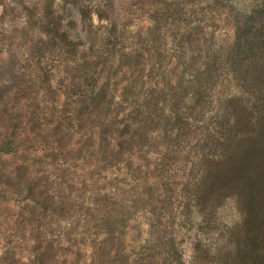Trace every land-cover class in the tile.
<instances>
[{
	"label": "trees",
	"instance_id": "16d2710c",
	"mask_svg": "<svg viewBox=\"0 0 264 264\" xmlns=\"http://www.w3.org/2000/svg\"><path fill=\"white\" fill-rule=\"evenodd\" d=\"M70 3L80 12L88 49L79 51L85 43L62 29V18L48 3L42 17L31 21L39 33L30 36L27 56L18 68L12 62L8 71L0 70L8 75L0 101L14 90L20 94L17 110L8 112L13 131L0 146V216L17 213L7 242L16 235L26 241L32 264H78L87 243L98 264H264V94L254 75L240 85L264 50L258 15L264 8L235 19L234 37L224 42L206 29L216 23L210 13L222 9L223 1L203 8L195 23L183 19L185 12L156 8L158 22L182 20L184 33L168 50L154 47L147 58L137 55L128 66L134 79L119 102L112 95L117 82L112 85L111 68L113 51L127 47L124 23L104 0L95 7ZM94 12L110 21L105 62L95 55ZM78 56L83 62L66 68L70 79L63 82L75 101L39 114L41 90L52 103L59 95L56 62ZM254 122L256 135L250 136ZM18 141L22 148L34 143L36 154L18 155L20 162L11 167L4 156L16 155ZM6 193L18 199V210L3 205ZM228 200L236 203L235 215L223 229L217 212ZM195 227L215 239L199 240L200 258L189 260L178 238ZM130 230L137 233L134 240L145 241L138 249H128ZM15 247L7 248L0 264H19Z\"/></svg>",
	"mask_w": 264,
	"mask_h": 264
},
{
	"label": "rangeland",
	"instance_id": "374dc122",
	"mask_svg": "<svg viewBox=\"0 0 264 264\" xmlns=\"http://www.w3.org/2000/svg\"><path fill=\"white\" fill-rule=\"evenodd\" d=\"M70 1L72 0H0V70L3 69L5 71H8L9 67H11L13 64L12 62H15L16 67L19 66L21 59H24L27 56V47L30 36L32 37V33L34 34V36L39 33L38 29L33 27V23L31 21H33L34 19L37 20L42 17L44 8L48 3H51L53 5L57 14L62 18V29L68 30L73 39L76 40L81 38L80 40L82 41V43H85L84 46L80 47L79 51H85L86 49H88V33L87 31L83 30V22L80 12L70 3ZM99 1L100 0H80V2L84 5H90L94 7L96 4L99 5ZM104 1L108 2L111 8H114L112 10H115L119 22L121 24L124 23V25L122 24V33L127 39L125 44L127 45L126 49L120 52L118 50L113 51L116 53V58L113 60L114 63H112V68L110 67L112 69L111 76H114L112 85L114 82H117V89L113 91L112 95L114 99L119 102L124 98L123 87L129 81H133L134 79V76L133 78L131 77L132 75L130 74V67L128 66L132 65L135 62V59L138 58L137 55L141 54L142 58H147L149 57L150 53H153L154 47L155 49L161 47V49L163 50L164 47H166V50H168L170 47H173V45L177 42V39H179L181 34L184 33V28L186 27L184 21L179 20V24H173V20L172 18H170L168 21L163 19L162 21L158 22L156 20L158 16L155 13V9H168L172 14L180 11L185 12L186 14L183 16V19L186 18L195 23L196 21L198 22V20L202 16V9H207L208 6H212L213 3H215V0ZM221 1H223L224 3L222 9L220 8V10L217 9L213 13H210L212 17L216 18V23H209L206 29L211 33H216V36H218V38H220V41L222 42L227 39H229L230 41L233 39L237 24L236 22V24L234 25L235 19L239 18L244 20L247 16L255 13L261 7L264 8V0ZM204 11H211V9ZM258 15L264 20V13ZM92 17L94 23L92 30L93 32L97 33V36L99 37L97 38L98 49L96 50L97 52L95 53V55L101 60L103 59L102 62H105V59L107 57L105 52H107V50L109 52L110 50V46H104V43H106L107 41V35H110V21H100L95 12L93 13ZM212 19L213 21H215L214 18ZM100 24H103L105 26L99 28ZM260 52L263 53L260 54L261 58L259 59L258 67H253V69L255 70L254 73L250 74V76L246 77L245 80L241 81L240 85H246V83L249 82V78H252V76L254 75L256 78L258 77L257 85L261 89L262 94H264V50H260ZM80 57L81 56H78L77 59L74 60L75 62H72L68 59L66 61L56 62V65L54 67L56 76L54 78L53 85L59 91V95L56 99V102L52 103L49 100V94L44 92L45 90H41V92L37 96V99L39 100L41 107L44 109L40 107L41 111L39 112V114H48L52 111L58 112L61 109H65L67 106L66 104L70 103L71 101H75L73 97H70V95L68 99V88L66 86H63L65 84L63 82H66L70 79V75L66 71V68H71L75 64L80 65L83 62ZM129 59H131V61L128 62ZM174 61L175 60H173V63ZM250 65L251 64H249V66ZM254 65L256 64H252V66ZM7 78L8 75H0V86L6 84ZM83 78L81 79V81L83 80ZM102 81L103 80L101 79L99 83H102ZM221 82H223V80H221L220 83ZM232 83H234V81H232L231 84ZM94 85H96V82ZM16 97H20V94L19 92H17L15 96L14 90L12 93L8 94V97L0 101V146L3 145L4 141L6 140V136H9L13 131V128H10L11 124L8 118V115L10 113L8 112H10L13 108L17 110L18 107L16 105V102L14 101ZM74 103L75 102L69 104L68 107L73 108L75 106ZM248 103L250 104V106L252 105V101H248ZM23 121L25 122V118ZM257 126L258 125L254 122L248 127L247 133L250 136H255L256 134L254 133L256 132L255 128ZM73 131H75V129H73ZM79 135L80 134H78L76 137H80ZM33 145L27 146L30 149H28L27 147L22 148L21 143L19 144V141L18 143L16 142L14 145V152H16V155L9 154V156H4V158L6 159V165L9 164L11 167H13L15 164L19 163L20 158L18 157V155L27 157H29V155H35L36 153L32 152L36 151L34 150L35 146ZM37 154H41L40 149L37 151ZM261 167L263 168H261V173L264 177V166L262 165ZM6 196L8 198L3 199V205H8L15 210H18V199H16L14 195L10 193H6ZM235 204L236 203H233V201L228 200L217 212V218L221 219L220 222H218L221 228L226 229V227H229L230 224L233 223L232 219L235 215ZM197 213L198 211L195 213V219L198 222H201L203 216ZM16 214V212L12 213L10 215V218L5 217L4 214L0 216V230L3 231L4 229H10V231L6 232L5 234L0 233V259L5 255V252L8 250L7 248H10L15 244L16 247L14 250L16 252L18 263L32 264V255L30 252L31 246H26V241L23 242L19 235H16L11 236L13 239V243L7 242L9 236L8 234H11V228L15 227L14 221L16 216L14 215ZM143 229L146 233L148 227L144 225ZM136 237L137 233L133 230H130L129 235L125 239L127 241V244H129L128 249H130V247H135L136 249H138L140 246H142V244L145 243V241H143V238L142 240L138 238L134 240V238ZM214 239V237L210 235L207 236L201 231H198V229L195 227L191 232H189V234L185 236V238H178V241L180 249L184 251L185 258L189 260L195 258L198 260L200 258L199 251L195 249V244L199 240H203V243H210V241L212 243ZM88 244L89 243L81 247V257L78 264H98L97 259L95 258V249L91 244Z\"/></svg>",
	"mask_w": 264,
	"mask_h": 264
}]
</instances>
